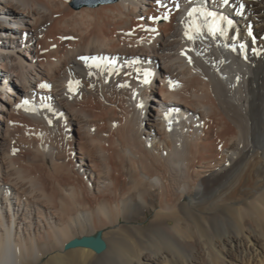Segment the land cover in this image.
Instances as JSON below:
<instances>
[{"label": "bare ground", "instance_id": "6f19581e", "mask_svg": "<svg viewBox=\"0 0 264 264\" xmlns=\"http://www.w3.org/2000/svg\"><path fill=\"white\" fill-rule=\"evenodd\" d=\"M70 1L0 0V264H264V0Z\"/></svg>", "mask_w": 264, "mask_h": 264}, {"label": "water", "instance_id": "95a60500", "mask_svg": "<svg viewBox=\"0 0 264 264\" xmlns=\"http://www.w3.org/2000/svg\"><path fill=\"white\" fill-rule=\"evenodd\" d=\"M115 1L116 0H73L71 2V6L75 9H80L82 7H97L99 5L113 3ZM77 247L89 248L97 254H101L107 249V242L103 238V233L99 231L95 235L75 238L66 245V249H73Z\"/></svg>", "mask_w": 264, "mask_h": 264}, {"label": "rangeland", "instance_id": "374dc122", "mask_svg": "<svg viewBox=\"0 0 264 264\" xmlns=\"http://www.w3.org/2000/svg\"><path fill=\"white\" fill-rule=\"evenodd\" d=\"M72 1V0H71ZM70 1V2H71ZM70 2H69V6H70ZM94 8H96V7H94ZM11 68H12V65H10L9 66V68H8V70L10 69L11 70ZM9 70V71H10ZM10 74L12 75V76H17L18 75V73L16 72V71H13V70H11L10 71ZM16 78V77H15ZM16 116H17V118H16ZM15 116V120H17V121H15V128L14 129H12L13 131H11V135H10V137H7V138H9V139H5L4 141L5 142H3L4 143V148H5V150L6 151H12V152H15V151H17L18 152V140L19 139H21L20 137H23V135H22V133L23 132H25V126H27V128H28V122L29 121H27L26 119V117H22V116H19V118H18V115H16ZM23 118V119H21V118ZM24 120H26V121H24ZM18 121H21V124H20V122H18ZM24 122V123H23ZM17 125H19V126H17ZM21 126H23V127H21ZM17 127V128H16ZM22 128L21 130H23V132H21V130H20V128ZM25 127V128H24ZM19 128V129H18ZM16 129V130H15ZM15 130V131H14ZM14 132V133H13ZM26 133V132H25ZM24 134V133H23ZM13 135V136H12ZM20 137H19V136ZM11 138V139H10ZM17 144V145H16ZM8 148V149H7ZM153 217V214H150V213H147V214H144V215H142L141 217H140V222L139 223H137V224H139V225H141V226H147L149 223H150V220H151V218ZM89 236H91V235H89ZM104 238V237H103Z\"/></svg>", "mask_w": 264, "mask_h": 264}, {"label": "snow or ice", "instance_id": "6c2138e0", "mask_svg": "<svg viewBox=\"0 0 264 264\" xmlns=\"http://www.w3.org/2000/svg\"><path fill=\"white\" fill-rule=\"evenodd\" d=\"M160 2H161V0H157V3H158V4H159ZM227 2H228V0H224V3H225V4H226ZM193 11H195V9H194ZM189 15H192V13L190 12ZM216 15H217V14L214 13V12H207V13H205V17H206V18H207V17H211V18H212L211 23H207V29H208V32H209V34H211V35H213V36L217 35V33H219L220 35H226V33H225V29H224L223 27H221V26L217 23V21H216V19H215ZM165 18H167V17H165ZM153 19H156V18L153 17ZM221 20H223V17H221ZM228 23L231 24V21H229ZM185 35H188V33L186 32ZM188 38H189V39H192L191 36H189ZM80 59H81V60H84V61H88L89 59L96 60L95 57H91V58H90V57H80ZM148 75H149L148 73H145V79H144V83H145V84L149 83V80L147 79ZM42 87H48V85H42ZM69 89L72 90V86H71V84L69 85ZM25 103H26V102H25ZM141 107H142V105H141ZM165 118L167 119V116H166ZM169 130H171V129H169Z\"/></svg>", "mask_w": 264, "mask_h": 264}]
</instances>
